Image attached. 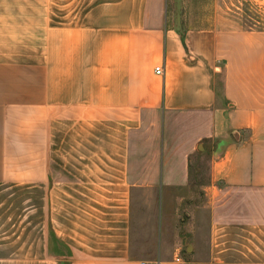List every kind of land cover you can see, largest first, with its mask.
I'll return each instance as SVG.
<instances>
[{
	"label": "crops",
	"instance_id": "obj_1",
	"mask_svg": "<svg viewBox=\"0 0 264 264\" xmlns=\"http://www.w3.org/2000/svg\"><path fill=\"white\" fill-rule=\"evenodd\" d=\"M242 1L0 0V264H264L225 246L264 228V32Z\"/></svg>",
	"mask_w": 264,
	"mask_h": 264
},
{
	"label": "rangeland",
	"instance_id": "obj_2",
	"mask_svg": "<svg viewBox=\"0 0 264 264\" xmlns=\"http://www.w3.org/2000/svg\"><path fill=\"white\" fill-rule=\"evenodd\" d=\"M178 3L181 5V7H188L187 9L190 8L189 11L204 9V12H207L209 10H213V0H178ZM193 3H195V5ZM239 13L241 16L242 30H256L264 32V0L242 1ZM191 162L193 168L191 169L189 175V184L192 186L191 192L194 196L195 209H201L204 205V199L201 195L200 189L206 182L207 159L205 157H199L195 159L193 158ZM202 214L198 216V219H200L198 224H200L199 226H201L202 231H204L203 219L206 217V215ZM157 225L158 229L162 231L163 216L162 213L160 215L159 212L157 213ZM189 240L192 241V239ZM186 244H189V242L187 241ZM203 244H205V240L203 239V234H201L198 245L203 246ZM225 246H231L232 249L236 250L239 247L243 249L251 247L252 250H257L255 252L258 254V259L264 260V256L262 255V253H264V228L259 227V230L256 235L248 237L247 240L243 239L242 233L239 237H231V239L227 238V245Z\"/></svg>",
	"mask_w": 264,
	"mask_h": 264
},
{
	"label": "built area",
	"instance_id": "obj_3",
	"mask_svg": "<svg viewBox=\"0 0 264 264\" xmlns=\"http://www.w3.org/2000/svg\"><path fill=\"white\" fill-rule=\"evenodd\" d=\"M154 73L156 75L160 74L159 68H154ZM176 261H178V260L176 259ZM137 264H158V262H145V261H140Z\"/></svg>",
	"mask_w": 264,
	"mask_h": 264
}]
</instances>
